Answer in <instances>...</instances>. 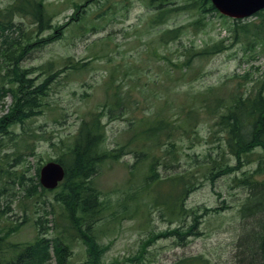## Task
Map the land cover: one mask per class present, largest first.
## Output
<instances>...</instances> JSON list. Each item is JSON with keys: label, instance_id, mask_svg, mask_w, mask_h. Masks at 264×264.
Instances as JSON below:
<instances>
[{"label": "rangeland", "instance_id": "1", "mask_svg": "<svg viewBox=\"0 0 264 264\" xmlns=\"http://www.w3.org/2000/svg\"><path fill=\"white\" fill-rule=\"evenodd\" d=\"M13 1L0 0V8ZM45 3L53 28L39 37L52 38L30 46L20 67L27 70L30 84L50 81L44 106L26 122L25 127L39 135L32 138L33 148L15 151L17 147H12L13 139L23 134L18 123L6 126L10 135L0 132L6 145L0 146V235L27 243L37 235V220L44 227L50 224L54 191L41 197L40 187L39 198L29 195L28 177L49 159L68 161L83 116L103 111L102 147L115 153H121L117 150L122 147L124 153L102 163L92 178L106 210V218L95 224L97 241L104 248L102 264H174L193 256L203 257L208 264H237L239 242L246 231L239 211L248 192L238 178L254 172L257 161L238 166L228 153L225 157L236 165L233 169L213 178L205 173L209 157L219 156L222 161L226 148L216 116L223 109L209 112L205 102L208 93L228 97L233 91H264V43H256L253 35L241 38V24L260 17L237 22L218 10L207 11L211 8L207 0H174L162 21L149 0ZM186 3L193 4L178 8ZM23 24L27 32L36 27L32 18H24ZM216 43L222 50L211 56L198 54ZM1 83L8 89L11 83L12 91L0 102V116L13 110L12 93L20 87L13 75L0 77ZM195 109L198 118L188 117ZM146 117L167 118L172 128L183 124L182 130L166 138L175 142L181 159L175 160L173 153L158 159L153 175L150 157L137 155L144 146L132 144ZM141 141L149 144L145 136ZM257 151L258 157L263 155L258 148L255 159ZM179 173L185 179L192 175L196 187L190 186L185 200L189 214L172 217L158 203L164 191L152 178ZM86 254L83 241L75 240L67 264H85ZM52 255L55 264L57 256Z\"/></svg>", "mask_w": 264, "mask_h": 264}, {"label": "trees", "instance_id": "2", "mask_svg": "<svg viewBox=\"0 0 264 264\" xmlns=\"http://www.w3.org/2000/svg\"><path fill=\"white\" fill-rule=\"evenodd\" d=\"M149 2L157 5L159 10L157 18H161L162 21V18L169 12L166 9L167 6L173 4L174 0H149ZM192 4L186 3L178 8ZM209 10L216 9L211 5L207 11ZM256 14L260 17L259 21H247L241 24V29L243 28L241 38L245 39L253 35L256 43H264V11ZM16 17L22 21L17 22ZM24 18H32V22L36 25L35 29L32 28L30 32H27L25 30L27 27L23 24ZM49 28H53L52 15L44 0H14L8 6L0 8V77L13 75L20 86L12 93L14 96L13 110L0 116V132L10 135L6 126L15 123L23 126V134L13 139L12 147H17L15 151L22 146L31 150L33 148L32 138L39 136L25 126L29 118L39 113L38 108L44 106L46 82L50 81V78H47L43 83L30 84L31 79L27 77V70H22L20 67V61L30 46H39L43 44L42 42L51 40V35L49 38L39 37ZM175 32L177 33L178 30ZM15 33L17 34L14 35ZM175 37V35H170V38ZM220 50L222 47L216 43L200 49L198 54L210 56ZM9 90L12 91L11 83L9 89L4 83L0 84V102ZM206 97L208 99H206L205 108L209 112L215 113L223 109L217 112L216 116L226 140V148L222 161L218 159L219 156L215 159L209 157V165L205 173L211 174L213 178L223 176L233 169L236 165L229 163L225 157L228 153L236 158L238 166L257 161V168L254 172L245 173L243 177L238 178L240 184L247 185L248 195L240 208V214L246 222V231L239 242L237 264H264V91L262 88L248 94L233 91L228 94V97L208 93ZM218 99L224 102L218 105L216 103ZM104 115L103 111H99V113L90 112L83 116L79 130L72 140L69 162L64 161L62 157L58 158L66 167L67 172L64 180L56 189H46L40 184L39 167H37L36 175L28 177L30 182L26 186L29 195L33 193L39 198L37 188L40 187L41 197L45 193L54 191L56 203L51 209L52 218L50 224L45 227L41 220H37V235L27 243L12 242L5 235H0V264H54L52 254L57 256L55 264H67L73 252L75 240H82L86 246L85 264H102L101 256L104 248L97 241L100 234H97L95 224L106 218V210L104 197L93 184L92 178L102 163L108 159H116L119 155V153L102 147L105 137V124L102 121ZM187 116L197 119L199 113L195 109ZM141 121L144 125L133 134L132 144L135 145L137 142L144 146L137 151V155L150 157L153 175L156 174L155 164L158 159L165 160L171 153L174 154L175 160L181 159L182 155L178 152L175 142H168L166 138H171L182 130L183 124L175 123L172 128L171 122L162 117H146ZM142 136L147 137L148 145L141 141ZM4 142L0 139V146L6 148ZM164 145H166V152L160 153ZM258 148L262 150L261 157L263 158L258 157L257 151L255 159V152ZM122 149V147L119 148L117 152L123 153ZM188 177L189 179H185L184 174L179 173L168 178H159V183L168 184V188H165L168 198L161 203L157 199L154 201L161 204L172 217L182 216L184 213L189 214L185 200L190 186L196 187V184L192 175ZM152 179H156V176ZM51 205L54 206L53 203ZM174 264L208 263L201 256H193L182 258Z\"/></svg>", "mask_w": 264, "mask_h": 264}, {"label": "water", "instance_id": "3", "mask_svg": "<svg viewBox=\"0 0 264 264\" xmlns=\"http://www.w3.org/2000/svg\"><path fill=\"white\" fill-rule=\"evenodd\" d=\"M224 14L234 17L249 16L264 7V0H212ZM65 175L64 168L56 162H49L41 169L40 180L47 188H54Z\"/></svg>", "mask_w": 264, "mask_h": 264}, {"label": "bare ground", "instance_id": "4", "mask_svg": "<svg viewBox=\"0 0 264 264\" xmlns=\"http://www.w3.org/2000/svg\"><path fill=\"white\" fill-rule=\"evenodd\" d=\"M260 202V201H259ZM254 210V209H253Z\"/></svg>", "mask_w": 264, "mask_h": 264}]
</instances>
